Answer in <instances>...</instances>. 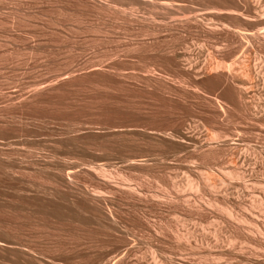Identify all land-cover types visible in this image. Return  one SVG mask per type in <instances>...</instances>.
I'll return each instance as SVG.
<instances>
[{"label": "rangeland", "instance_id": "rangeland-1", "mask_svg": "<svg viewBox=\"0 0 264 264\" xmlns=\"http://www.w3.org/2000/svg\"><path fill=\"white\" fill-rule=\"evenodd\" d=\"M263 13L264 0H0L1 246L49 264H264Z\"/></svg>", "mask_w": 264, "mask_h": 264}, {"label": "bare ground", "instance_id": "bare-ground-1", "mask_svg": "<svg viewBox=\"0 0 264 264\" xmlns=\"http://www.w3.org/2000/svg\"><path fill=\"white\" fill-rule=\"evenodd\" d=\"M230 12V11H229ZM256 12V11H255ZM234 13V12H233ZM257 13V12H256ZM230 14V13H229ZM264 14V13H263ZM254 15V14H253ZM261 15V14H260ZM264 16V15H263ZM261 17H262V15H261ZM252 19H253V17H252ZM264 36V35H263ZM183 55V54H182ZM213 60V59H212ZM247 61V60H246ZM219 62V61H218ZM249 63V62H248ZM211 64V63H210ZM220 64V63H219ZM219 64H217L218 66L217 67H220L219 66ZM241 64V63H240ZM244 64V63H243ZM215 65V64H214ZM222 65V64H221ZM231 65V64H230ZM227 66V65H226ZM261 66V65H260ZM263 66V65H262ZM216 67V65L214 66V68H213V66H212V68L211 69H214L215 70V68H216V70H218V68ZM221 67H225V66H221ZM229 67V66H228ZM237 67V66H236ZM256 67H257V65H256ZM230 68V67H229ZM251 68V67H250ZM249 68V69H250ZM222 69V68H221ZM233 69V68H232ZM232 69H231V71H232ZM235 69V68H234ZM248 69V76H251L252 77V75L254 74V73H257V70L255 71V70H252V69H250L249 70ZM260 69V68H259ZM262 69H263V67H262ZM236 70V69H235ZM220 71V70H219ZM239 70H237V72H238ZM241 71V70H240ZM263 71V70H262ZM209 72V71H208ZM214 72V71H213ZM211 73V72H210ZM227 73V72H226ZM225 73V74H226ZM240 73V72H239ZM239 73H237V75H239ZM245 73V72H244ZM235 74H236V71H235ZM235 74H233V75H235ZM258 74H260V73H258ZM226 75H228V73L226 74ZM256 75V74H255ZM215 76V75H214ZM217 76V75H216ZM222 76H223V74H222ZM225 76V75H224ZM223 76V77H224ZM240 76H242V75H240ZM257 76V75H256ZM218 77V76H217ZM230 77H232V76H230ZM229 77V78H230ZM238 77V76H237ZM236 77V78H237ZM243 77H246V76H243ZM253 77H255V76H253ZM263 77V76H262ZM235 78V77H234ZM250 78V77H249ZM259 78V77H258ZM245 79V78H244ZM251 79V78H250ZM212 80V79H211ZM220 80V79H219ZM227 80H228V78H227ZM238 80V79H237ZM240 80V79H239ZM254 80V79H253ZM226 81V80H225ZM243 81V80H242ZM241 81V82H242ZM249 81V80H248ZM252 81V80H251ZM250 81V82H251ZM255 81V80H254ZM262 81V80H261ZM213 82V81H212ZM224 82V81H223ZM222 82V83H223ZM240 82V81H239ZM249 82V83H250ZM214 83H215V80H214ZM246 83H248V82H246ZM252 83V82H251ZM262 83V82H261ZM264 83V82H263ZM226 84H228V83H226ZM244 84V83H243ZM243 84H240L241 85V87L240 88H242V85ZM240 85H238V87L240 86ZM250 85V84H249ZM223 86H225V85H223ZM247 87H248V85H246ZM230 87V86H229ZM232 87H233V84H232ZM237 87V88H238ZM244 87V89H246V87L245 86H243ZM250 87H251V85H250ZM258 87V86H257ZM225 88H227V87H225ZM235 88V87H234ZM252 88V87H251ZM250 88V89H251ZM233 89V88H232ZM239 89V88H238ZM243 89V90H244ZM249 89V88H248ZM228 90V89H227ZM241 90V89H240ZM232 91V90H231ZM254 91V90H253ZM239 92H241V91H239ZM245 92H246V90H245ZM233 93V92H232ZM237 94H232V95H239V93L238 92H236ZM241 93H243V92H241ZM225 94V93H224ZM255 94V93H254ZM228 95V94H227ZM229 95H231V93L229 94ZM257 95V94H256ZM236 96V97H237ZM251 96V95H250ZM230 97V96H229ZM235 97V98H236ZM239 97L241 98V100L240 101H242L244 104L243 105H245V102L242 100V97H241V95H239ZM239 97H237V99H240ZM244 97V96H243ZM246 97V96H245ZM257 97V96H256ZM254 99V102L256 101V98L255 97H253ZM231 99H232V97L229 99L228 98V100L229 101H231ZM218 100V99H217ZM233 100V99H232ZM251 100V99H250ZM257 100H258V98H257ZM262 99H259L258 101H261ZM239 101V102H240ZM252 101V100H251ZM264 101V100H263ZM223 102V101H222ZM236 102H237V100H236ZM253 102V101H252ZM251 102V103H252ZM256 103V104H255ZM255 103H253V110L255 109V111H256V109H258L259 107H261V109L260 110H262V111H264V106H261L262 105V102H261V104H260V102H255ZM235 104V103H234ZM238 104H241V102L240 103H238ZM238 104H235L236 106L238 105ZM246 104H248V103H246ZM250 104V103H249ZM248 104V105H249ZM242 105V104H241ZM248 105H246L245 106V108H244V111L243 112H245L244 113V116H246V115H250V116H252V114H251V112H252V110H249V109H251V108H249V106ZM264 105V104H263ZM235 106V107H236ZM231 107H233L232 106V104H231ZM235 107H233V108H235ZM240 106L238 105V108H239ZM244 107V106H243ZM248 107V108H247ZM252 107V106H251ZM258 107V108H257ZM242 108V107H241ZM232 109V108H231ZM242 110V109H241ZM248 110V111H247ZM259 109L257 110V111H260ZM238 110H236V112H237ZM249 111H251V112H249ZM254 111V112H255ZM249 114H248V113ZM261 112V111H260ZM241 113V112H240ZM256 113V112H255ZM243 114V113H242ZM254 114V113H253ZM259 113L257 112L256 114H254V115H258ZM262 114V113H261ZM238 115V114H237ZM243 118H244V116L243 115H241ZM240 116V117H241ZM250 116H248V117H250ZM261 116H263V115H261ZM239 117V118H240ZM247 117V118H248ZM253 117H255V116H253ZM257 117H259V116H257ZM243 118H241V119H243ZM246 118V119H247ZM251 118V117H250ZM249 119V118H248ZM253 119V118H252ZM243 120H245V119H243ZM253 121H254V119H253ZM258 121V123H259V119L257 120ZM256 122V121H255ZM257 123V122H256ZM263 123H264V121H263ZM255 125V124H254ZM213 138V137H212ZM211 139V138H210ZM231 140V139H230ZM229 140V141H230ZM204 141V140H203ZM231 142V141H230ZM234 142V141H233ZM243 142V141H242ZM209 143V142H208ZM238 143H241V142H238ZM237 143V144H238ZM231 145V144H230ZM205 146V145H204ZM213 146V145H212ZM237 146V145H236ZM241 146V145H240ZM249 146V145H248ZM229 147V146H228ZM228 147H227V149H228ZM245 147H247L246 145H245ZM256 147V146H255ZM240 149H242V147H239ZM239 148H236V149H239ZM252 148V147H251ZM204 149H207V147L206 148H204ZM209 149V148H208ZM211 149V148H210ZM233 149H235V148H233ZM248 149H249V147H248ZM200 150H202V149H200ZM258 150V149H257ZM204 151V150H203ZM210 151V150H209ZM212 151V150H211ZM233 151V150H232ZM244 151V150H243ZM246 151V150H245ZM249 151V150H248ZM257 152V151H256ZM203 153V152H202ZM209 153V152H208ZM213 153V152H212ZM240 153V152H239ZM247 153V152H246ZM245 153V154H246ZM255 153V152H254ZM205 154H206V152H205ZM211 154V153H210ZM243 154V153H242ZM249 154V153H248ZM263 154V153H262ZM206 155H208V154H206ZM235 155V154H234ZM233 155V156H234ZM247 155V154H246ZM251 155V154H250ZM236 156V155H235ZM238 156V155H237ZM256 156V155H255ZM240 157V156H239ZM248 157H249V155H248ZM233 158V157H232ZM255 159V158H254ZM257 159H258V157H257ZM261 159V158H260ZM236 161H237V159H236ZM235 161V162H236ZM250 161V160H249ZM231 164H232V162H230ZM237 163V162H236ZM249 163V162H248ZM253 163V162H252ZM247 164V163H246ZM261 165V164H260ZM231 166H233V164L231 165ZM241 166V165H240ZM249 166V165H248ZM253 167V166H252ZM255 167V166H254ZM259 167V166H258ZM235 168V167H234ZM237 168V167H236ZM251 168V167H250ZM233 169V168H232ZM258 169V168H257ZM88 170H89V168H88ZM91 170V169H90ZM247 170V169H246ZM246 170H244V169H239V168H237V169H234V170H231V168H230V170H229V172L230 171H234V172H228L227 170V172L229 173V174H231V173H233L234 175H237V176H243L244 175V177L243 178H246L245 177V175H246V173H245V171ZM254 170V169H253ZM198 171V170H197ZM251 171V170H250ZM263 171V170H262ZM224 173H226V172H224ZM251 173V172H250ZM194 175H195V173H193ZM201 175V174H200ZM225 175V174H224ZM248 175V177H249V175H251V174H247ZM246 175V176H247ZM264 175V174H263ZM203 176V175H202ZM226 176V175H225ZM232 176V175H231ZM236 176V177H237ZM229 177V176H228ZM188 178H190V177H188ZM200 178V177H199ZM233 178V177H232ZM240 178V177H239ZM172 179V178H171ZM203 179V178H202ZM235 179V178H234ZM188 180V179H187ZM208 179L206 178H204V180H202L203 182H201V183H203V186H206V187H209V186H211L212 184H209L208 182L209 181H207ZM222 180V179H221ZM220 180V181H221ZM254 180V179H253ZM258 180V179H257ZM172 181V180H171ZM190 182H188V183H190V184H188L190 187H192V188H194V189H192V190H198L199 188H200V182H198V183H193V182H191V180H189ZM192 181H193V179H192ZM212 181V180H211ZM224 181V180H223ZM172 182H175L174 180L172 181ZM215 182H217V181H215ZM222 182V181H221ZM171 183V182H170ZM225 183V182H224ZM247 183V182H246ZM174 185H175V183H173ZM228 184V183H227ZM238 184V183H237ZM249 184V183H248ZM176 185H178V184H176ZM184 185V184H183ZM186 185V184H185ZM214 185H216V184H214ZM213 185V186H214ZM223 185V184H222ZM222 185H220L221 187L220 188H222ZM229 185V184H228ZM227 185V186H228ZM230 185H231V183H230ZM229 185V186H230ZM123 186V185H122ZM126 186V185H125ZM130 186V185H129ZM225 186V185H224ZM245 186V185H244ZM247 186V185H246ZM245 186V187H246ZM118 187V186H117ZM171 187H172V185H171ZM178 187H180L179 185H178ZM186 187V186H185ZM260 187V186H259ZM123 188H124V186H123ZM187 188V187H186ZM202 188V187H201ZM211 188V187H210ZM215 188V187H214ZM130 188H128V190H129ZM216 189V188H215ZM260 189H261V187H260ZM124 190V189H123ZM133 190V191H132ZM177 190V189H176ZM132 191V193L134 192V195H135V191H134V189L132 188V189H130V192ZM204 191V190H203ZM262 191H264L263 189H262ZM130 192H128V193H130ZM137 192V191H136ZM197 192V191H196ZM199 192H201L200 190H199ZM199 192H197V193H199ZM207 192V191H206ZM223 193V192H222ZM262 193H264V192H262ZM225 194V193H224ZM230 194V193H229ZM238 194V193H237ZM99 195V194H98ZM139 195V194H138ZM264 195V194H263ZM221 196V195H220ZM239 196V195H238ZM254 197V196H253ZM218 198V197H217ZM255 198V197H254ZM263 198V197H262ZM257 199H259L258 197H257ZM263 200H264V198H263ZM263 200H261V202L263 201ZM260 201V200H259ZM254 203L256 202V201H253ZM257 203V202H256ZM258 204V203H257ZM262 204V203H261ZM264 204V203H263ZM259 205V204H258ZM198 206H200V205H198ZM263 206V205H262ZM223 207V206H222ZM260 207V206H259ZM258 207V208H259ZM264 207V206H263ZM194 208V207H193ZM196 208V207H195ZM200 208V207H199ZM201 209V208H200ZM222 209V208H221ZM226 209V208H225ZM262 210H264L263 208H262ZM261 210V211H262ZM224 213H227V215L228 216H232V213H231V211H230V209L229 210H226V212H224ZM223 213V214H224ZM226 216V215H225ZM234 217V216H233ZM232 217V218H233ZM227 218V217H226ZM235 218V217H234ZM233 218V219H234ZM239 218V217H238ZM231 219V218H230ZM237 220V219H236ZM241 220V219H240ZM243 220V219H242ZM234 221V220H233ZM237 222H239V221H237ZM236 222V223H237ZM244 222V221H243ZM241 223V222H240ZM238 224V223H237ZM232 225H233V223H232ZM242 226V225H241ZM216 227H218V226H216ZM220 228V227H219ZM238 228V227H237ZM241 229V228H240ZM208 230V229H207ZM260 230V229H259ZM190 231V230H189ZM194 231V230H193ZM209 231V230H208ZM210 232H211V230H210ZM183 233V232H182ZM191 233V232H190ZM190 233H188V234H190ZM217 233V232H216ZM253 233V232H252ZM259 234H261L260 233V231H259ZM182 236H183V234H181ZM194 235V234H193ZM202 235V234H201ZM217 235V234H216ZM219 235V234H218ZM247 235V234H246ZM249 235V234H248ZM251 235H253V234H251ZM250 235V236H251ZM256 235V234H255ZM254 235V236H255ZM178 236V235H177ZM204 236V235H203ZM202 236V237H203ZM208 236V235H207ZM245 236V235H244ZM249 236V237H250ZM261 236H262V234H261ZM264 236V235H263ZM185 237H186V235H185ZM191 237H192V235H191ZM201 237V238H202ZM215 237V236H214ZM231 237V236H230ZM246 237V236H245ZM186 238H188V236L186 237ZM207 238V237H206ZM251 238H253V236L251 237ZM255 238V237H254ZM264 238V237H263ZM179 239V238H178ZM181 239V238H180ZM179 239V240H180ZM215 239V238H214ZM213 239V240H214ZM232 239V238H231ZM258 239V238H257ZM234 240V238L232 239V241ZM251 240V239H250ZM255 240H256V238H255ZM258 240H261V241H263L262 243H264V239L262 240V239H258ZM178 241V240H177ZM188 241V240H187ZM195 241V240H194ZM197 241V240H196ZM203 241V240H202ZM231 241V242H232ZM238 241V240H237ZM246 241V240H245ZM252 241V240H251ZM254 241V240H253ZM179 242V241H178ZM183 242H184V240H183ZM206 242H207V239H206ZM210 242H212V240L210 241ZM217 242H219L218 240H217ZM240 242H241V240H240ZM13 243V242H12ZM198 243V242H197ZM215 243V242H214ZM259 243V242H258ZM261 243V244H262ZM17 244V243H16ZM14 245V244H9L8 246H1V242H0V264H49L50 262L45 258V257H42L41 255L42 254H40V255H38L37 254V250H35V248H33V247H31V246H28V245H26V244H24V245ZM188 244V243H187ZM242 244V243H241ZM5 245V244H4ZM7 245V244H6ZM31 245V244H30ZM190 245V244H189ZM244 245V244H243ZM246 245V244H245ZM259 245V244H258ZM264 245V244H263ZM199 246V245H198ZM208 246V245H207ZM220 246V245H219ZM262 246V245H261ZM212 247V246H211ZM229 247V246H228ZM196 248V247H195ZM218 248V247H217ZM216 248V249H217ZM231 248V247H230ZM230 248H228V249H230ZM256 248V247H255ZM260 248V247H259ZM198 249V248H197ZM204 249V248H203ZM211 249V248H210ZM215 249V248H214ZM232 249V248H231ZM257 249V248H256ZM264 249V248H263ZM205 250V249H204ZM213 250V249H212ZM260 250V249H259ZM207 251V250H206ZM235 251V250H234ZM230 252H232V251H230ZM40 253V252H39ZM208 253V252H207ZM211 253V252H210ZM233 253V252H232ZM239 253V252H238ZM205 254V253H204ZM215 254V253H214ZM220 254V253H219ZM218 254V255H219ZM245 254V253H244ZM212 255V254H211ZM246 255V254H245ZM253 255V254H252ZM256 255V254H255ZM243 256V255H242ZM241 256V257H242ZM209 257V256H208ZM212 257V256H211ZM214 257V256H213ZM255 257V256H254ZM253 257V258H254ZM243 258V257H242ZM245 258V257H244ZM259 258V257H258ZM247 259V258H246ZM250 259V258H249ZM51 260V259H50ZM213 261H216V260H214L213 259ZM256 261V260H255ZM212 261H210L209 262V264L211 263ZM220 262V261H219ZM219 262H217V263H219ZM222 262V261H221ZM249 262V261H248ZM202 264V263H201ZM214 264H216V263H214ZM250 264V263H249ZM255 264V263H254ZM259 264V263H258ZM262 264V263H261Z\"/></svg>", "mask_w": 264, "mask_h": 264}]
</instances>
